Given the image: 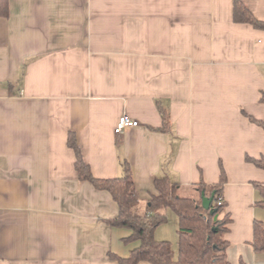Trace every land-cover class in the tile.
<instances>
[{
	"label": "crops",
	"instance_id": "1",
	"mask_svg": "<svg viewBox=\"0 0 264 264\" xmlns=\"http://www.w3.org/2000/svg\"><path fill=\"white\" fill-rule=\"evenodd\" d=\"M235 1L0 0V264L126 255L129 229L104 222L119 206L80 181L71 135L97 179L130 165L141 210L157 177L194 197L224 172L229 263L264 264V169L247 161L264 129L243 114L264 122V30L236 23ZM239 1L264 21V0ZM124 114L140 125L116 134Z\"/></svg>",
	"mask_w": 264,
	"mask_h": 264
},
{
	"label": "trees",
	"instance_id": "2",
	"mask_svg": "<svg viewBox=\"0 0 264 264\" xmlns=\"http://www.w3.org/2000/svg\"><path fill=\"white\" fill-rule=\"evenodd\" d=\"M234 21L264 30V21L258 20L239 0L234 2ZM261 103L264 104V93ZM243 114L264 129V122L245 112ZM170 126L169 116L163 113L162 131L169 132ZM69 146L76 153V170L80 181L89 182L97 190L109 192L119 206L118 217L104 220V222L110 227L129 229L131 235L125 239V242L138 243L128 257H121L110 252L109 257L112 261L118 264H230L227 257L229 241L226 235L230 231L232 218L226 210L227 203L224 199V187L227 183L224 172L220 183L197 186L199 198L182 197L178 183L172 182L168 177H157L154 182L156 193L152 195L146 208L141 210V200L135 186L133 172L126 161L121 163L123 168L121 176L97 179L84 162L74 135L69 138ZM247 161L264 169V158L257 160L248 157ZM258 186L263 188L262 185ZM203 196L213 198L210 210L203 207ZM168 210L173 211L179 220L177 258L171 243L158 241L155 236L157 229L167 222ZM252 246L256 253H264V222L262 221L254 222Z\"/></svg>",
	"mask_w": 264,
	"mask_h": 264
},
{
	"label": "rangeland",
	"instance_id": "3",
	"mask_svg": "<svg viewBox=\"0 0 264 264\" xmlns=\"http://www.w3.org/2000/svg\"><path fill=\"white\" fill-rule=\"evenodd\" d=\"M183 196H186L187 198H199V193L194 195L193 194H189L187 192L182 193ZM167 216H168V220L166 223H164L163 225H161L158 228V231L156 233V239L158 241H167L170 242L173 250L175 251V255L176 258L178 257V253H179V220L178 217L171 211L168 210L167 211ZM259 216H260V220L264 222V206H262L261 211L259 212ZM129 231V235L130 236V230ZM123 246H127L126 249L125 248H121L120 252L121 254H123L122 252L124 251V254H126L125 256L121 257H128L130 255V250L131 248H135L136 246H138V243H127L125 242V240H123L122 242ZM131 245V246H130ZM132 249V250H133Z\"/></svg>",
	"mask_w": 264,
	"mask_h": 264
},
{
	"label": "built area",
	"instance_id": "4",
	"mask_svg": "<svg viewBox=\"0 0 264 264\" xmlns=\"http://www.w3.org/2000/svg\"><path fill=\"white\" fill-rule=\"evenodd\" d=\"M140 123L134 119H132L129 115L124 114L120 117L117 127L115 128L116 134H121L125 130L130 128L138 127Z\"/></svg>",
	"mask_w": 264,
	"mask_h": 264
},
{
	"label": "water",
	"instance_id": "5",
	"mask_svg": "<svg viewBox=\"0 0 264 264\" xmlns=\"http://www.w3.org/2000/svg\"><path fill=\"white\" fill-rule=\"evenodd\" d=\"M213 201H214L213 198H207V197L203 196V207L206 210H210L211 206L213 204ZM211 213H213V211H211ZM215 219H217V217Z\"/></svg>",
	"mask_w": 264,
	"mask_h": 264
}]
</instances>
